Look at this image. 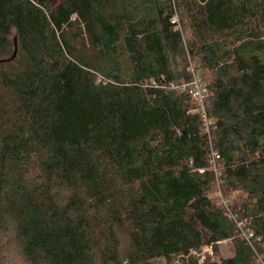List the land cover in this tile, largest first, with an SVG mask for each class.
<instances>
[{"label": "trees", "instance_id": "trees-1", "mask_svg": "<svg viewBox=\"0 0 264 264\" xmlns=\"http://www.w3.org/2000/svg\"><path fill=\"white\" fill-rule=\"evenodd\" d=\"M260 22L264 0H0V264H264Z\"/></svg>", "mask_w": 264, "mask_h": 264}, {"label": "rangeland", "instance_id": "rangeland-1", "mask_svg": "<svg viewBox=\"0 0 264 264\" xmlns=\"http://www.w3.org/2000/svg\"><path fill=\"white\" fill-rule=\"evenodd\" d=\"M176 20L177 18L174 17ZM251 26H253V24H250ZM259 26L260 28L264 29V23L260 22L259 23ZM212 40H216L218 39L217 37H208V41H211ZM212 196H216L215 194L212 195ZM218 197V195H217ZM232 253V248H231V245L229 242H223V243H219L217 245V253L215 254L213 252V249L208 247V246H205L203 247L199 252L197 253H194V256L196 258L199 259V262H202L203 260L205 259H209L210 261H218L219 259H226L228 257H230ZM13 260L15 261L16 264H20V262L18 261L17 258H13ZM260 263H264V261L261 259L259 260ZM173 264H179L176 260Z\"/></svg>", "mask_w": 264, "mask_h": 264}, {"label": "built area", "instance_id": "built-area-1", "mask_svg": "<svg viewBox=\"0 0 264 264\" xmlns=\"http://www.w3.org/2000/svg\"><path fill=\"white\" fill-rule=\"evenodd\" d=\"M176 19H172L171 23H176ZM191 86V95L193 97V99L199 103V105L201 106V110L203 111V102L207 96V90L204 86V84L201 82V80L196 77L195 75L193 76V80L192 83L190 84ZM203 119H205V117L203 116ZM206 122V120H204ZM208 124L205 123V126H207ZM212 156H216L214 153L212 154ZM217 158V157H216Z\"/></svg>", "mask_w": 264, "mask_h": 264}]
</instances>
